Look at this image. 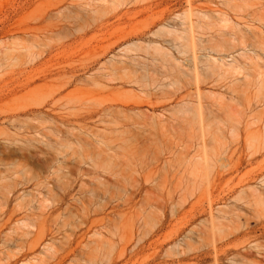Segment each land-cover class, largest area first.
Here are the masks:
<instances>
[{"label":"rangeland","instance_id":"rangeland-1","mask_svg":"<svg viewBox=\"0 0 264 264\" xmlns=\"http://www.w3.org/2000/svg\"><path fill=\"white\" fill-rule=\"evenodd\" d=\"M235 263L264 264V0H0V264Z\"/></svg>","mask_w":264,"mask_h":264},{"label":"bare ground","instance_id":"bare-ground-1","mask_svg":"<svg viewBox=\"0 0 264 264\" xmlns=\"http://www.w3.org/2000/svg\"><path fill=\"white\" fill-rule=\"evenodd\" d=\"M102 19H103V18H102ZM97 22L99 23V24L97 23V24H98V29H99V28H101V30H103V29L106 30V29H107V25H106V24H107L108 22H107L106 24H104L105 22L102 24V21H99V20H98ZM105 25H106V26H105ZM104 26H105V27H104ZM102 28H103V29H102ZM96 29H97V28H96ZM104 30H103V31H104ZM107 38H108V37H107ZM111 47H113V46H111ZM106 48H108V51H109V52H110V50H112V48H110V46L105 47L103 50L105 51ZM109 48H110V50H109ZM113 49H114V47H113ZM104 51H103V52H104ZM106 51H107V49H106ZM108 51L105 52V53H102V54H106V53H108ZM112 51H113V50H112ZM107 55H108V54H107ZM102 56H103V55H102ZM104 56H105V55H104ZM104 56H103V57H104ZM108 56H109V55H108ZM113 56H115V55H113ZM111 58H112V57H111ZM114 60H115V59H114ZM114 60H113V59H111V60L109 59L110 62L107 61L106 64H107V63H108V64H109V63L112 64V63H114ZM106 64H103V65H105L104 67H107V66H108V65H106ZM110 66L113 67L114 64H113V65H110ZM102 67H103V66H102ZM108 67H109V66H108ZM108 67H107V68H108ZM108 69H109V68H108ZM103 70H104V69H103ZM103 70H102V71H103ZM114 70H115V69H114ZM97 71H98V70H97ZM105 71H107V69H105ZM112 71H113V70H112ZM120 71H121V70H120ZM98 72H101V71H98ZM108 72H110V71H108ZM115 72H116V71H115ZM115 72L113 71V73H115ZM116 73H119V72H116ZM106 74H108V73L106 72ZM110 74H111L112 77H113V74H112V73H109V75H110ZM109 75H108V77H109ZM116 75H117V74H116ZM106 76H107V75H106ZM104 77H105V76H104ZM115 77H116V76H115ZM96 78H97V77H96ZM102 78H103V77H102ZM106 78H107V77H106ZM110 78H111V77H109V79H107V80L110 81ZM98 79H101V78H98ZM103 79H104V78H103ZM111 79H112V78H111ZM113 80H114V79H113ZM107 86H108V85H107ZM53 101H54V100H53ZM115 103H116V102H115ZM112 109H113V108H112ZM112 109H111V107H107V108H105V109L103 110V112H104V113L106 112L105 114H107L108 112H109V113H110V112L112 113V111H113ZM117 109H118V108H117ZM120 109H121V108H120ZM122 110H123V109H122ZM120 111H121V110H120ZM123 111H125V110H123ZM96 113H97V112H96ZM109 113H108V114H109ZM114 113H116V112L114 111ZM102 114H103V113H102ZM117 114H119V112H117ZM113 115H114V114H113ZM110 116H112V115H110ZM98 117H101V116H98ZM106 117H107V119H106V121H107L108 118H109V115L106 116ZM101 118H103V117H101ZM103 119L105 120V117H104ZM109 119H113V118L110 117ZM95 120H96V119H95ZM98 120H99V119H98ZM93 121H94V120H93ZM113 121H114V120H113ZM99 123H102V122H99ZM118 123H119V122H118ZM102 124H103V123H102ZM104 124H105V122H104ZM104 126H105V125H104ZM97 132H98V131H97ZM98 140H99V139H98ZM105 153H106V151H105ZM98 158H99V159H102V158H104V156H103V157H100V156H99ZM103 160H104V159H103ZM103 160H102V162H104V163L107 161V159H105V161H103ZM229 160H230V159H229ZM99 161H100V160H99ZM95 166H96V165H95ZM211 166H212V165H211ZM213 168H214V167H213ZM99 180H101V179H99ZM99 182H100V185H99V186H101V185H102V186H103V185L106 186V185H107L106 182L104 183V180H103V181H99ZM99 182H98V183H99ZM180 182H181V181H180ZM180 182H179V183H180ZM181 184H182V183H181ZM203 185H204V183H203ZM191 186H192V185H191ZM201 186H202V184H201ZM188 187H189V186H188ZM196 188H197V187H196ZM96 204H97L98 206L105 207V206H107V204H109V201L106 200L105 198H102V200L99 199V200L97 201ZM98 206H97V208H98ZM98 209H101V208H98ZM172 213H173V212H172ZM152 225H153V224H152ZM154 225H155V224H154ZM149 228H150V227H149ZM152 228H153V227H152ZM151 230H152V229H151ZM148 231H149V230H148ZM144 233H145V232H144ZM146 233H147V231H146ZM101 236H102V235H101ZM144 238H145V237H144ZM104 241H105V240H104ZM104 241H103V242H104ZM135 246H136V245H135ZM152 249H153V248H152ZM245 251H247V250H245ZM249 251H250V250H249ZM166 253H168V252H166ZM247 253H248V252H247ZM166 255H167V254H165V256H166ZM215 255H216V254H215ZM172 256H173V255H172ZM215 259H216V258H215ZM215 262H216V261H215ZM232 262H233V261H232ZM233 263H234V262H233ZM235 264H236V263H235Z\"/></svg>","mask_w":264,"mask_h":264}]
</instances>
